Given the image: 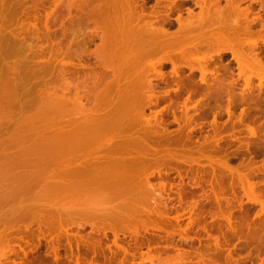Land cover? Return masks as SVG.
<instances>
[{"label":"bare ground","instance_id":"6f19581e","mask_svg":"<svg viewBox=\"0 0 264 264\" xmlns=\"http://www.w3.org/2000/svg\"><path fill=\"white\" fill-rule=\"evenodd\" d=\"M56 1L54 9L51 8L50 12L47 14L45 13L46 10L44 11V14L46 15L44 16L45 18L42 24L45 30H43V36L41 35L42 37L40 35L38 36L42 42L45 39V43L48 42H46V40H49L52 41L53 44L50 42L51 44L45 45V49L42 47L40 52H36V54L41 56H44L48 52L51 54H48L50 59L47 60L46 55L45 58L47 62L45 61V58L43 60V57H40L42 61L38 58L39 60L36 59L34 62H36L37 65L40 61L43 63L45 62L42 66V69H44L41 70L52 73L51 71L54 68L55 70L58 69L56 67L57 64L55 65L56 60H58L60 64L58 62L57 63L60 68L57 71H60V78L65 77L66 74H70L69 70L65 69L67 64L64 62V59L70 57L71 54L69 51L64 50L61 45L62 40L68 33L66 26L67 22L70 23L72 18L77 21H82L84 18L90 17V19H93L95 23L94 25L96 26L93 27L95 29V32L93 31V36L96 37L99 33L97 31L99 30L101 33H99L100 35H97V37L99 36L98 38H100L98 45H96L95 50L91 52L94 54L93 57H95V61L93 62L95 63L90 64L97 65L98 67L101 66L102 69L99 68L101 70H98V68L95 69L93 66L89 65L88 59L89 54L91 53H89L88 50L87 52H79L77 49L74 50L73 53L75 60L78 61L80 66L87 67L86 69H88L89 72H87L82 79L80 78V72H77L79 75H77L73 81H70L67 76L66 79L64 78L65 80L62 78L63 80H61V84L64 81L63 85H65L64 88H62L63 85L61 87L63 94L60 90L61 88H59L60 81L58 80L59 87H55L57 89L56 91H58V89L60 90L58 91L60 92V95L54 91L55 89L53 87H51V89L53 88V91L51 90L50 92L51 94L49 91H46V93H49L50 95L53 93V96L56 94V97L54 96L55 98L53 97L52 99L49 94L45 93L50 96V99H52V105L49 104V101L51 100L47 101L49 98L47 99L46 95L43 96L44 98L46 97L47 100H45L48 103L46 104L49 105H46V112L49 110H59L60 106H63L64 110L66 108V110L71 111V113L66 111L67 113H65V115L63 113V117L65 116L64 118L67 120V124L64 125L61 130L51 133L46 132L50 127L47 122L45 128L43 125L45 122H42V125L32 122L29 124H23L22 126L27 127L30 131H36V134L29 135L28 132L27 134L19 135V137L14 138L10 144L21 143L23 146H20L18 150L10 152L9 154L4 153L0 155V260L2 261V258H5V260L9 259L10 255H14L15 258L12 259V264H45L44 262H47L48 264H84L83 259H87L86 256L90 251L95 253V249L93 246L91 249L90 247L86 249L79 247V241L82 242V239H84L83 241L86 242L85 237L87 236H85V234L84 237L83 234L80 235L78 230L79 228H77V233H73V231H71L72 234L68 230V228H70L69 226L72 227V225H74V221L75 223H78L76 222V220H78L76 218V213L79 211V214H77L80 218H82L80 214L85 217V211L88 214L92 213V215L96 216L97 214L94 213L102 210L99 212L104 213L103 215L107 214L105 213L106 211L111 215L112 212H110V210H114V208H121L122 210H125L123 212L126 213L125 216L121 210L120 213H122L124 217L127 216L129 218L127 213H136V208H138L137 213L139 211V216L141 217L142 212L140 210L143 208L141 207L142 209L139 210L138 205L136 207L134 206L136 205L135 203L142 205L145 202L146 197H151V195L154 194L149 191L151 189L153 192H161L160 189H165L166 183H161L162 186L155 188V184L152 179L156 178L157 174L158 178L166 179L167 181L170 179L169 177L172 170H176L178 177L182 180L184 176L188 175V171L190 169H185L184 165L191 168L196 159H194L193 156L196 154L192 156V159L189 154L194 152L191 153L190 148L187 147L184 151V149L180 150L179 147L183 146L181 148H184L186 143L183 141V136H186L187 132H191L196 127H203L205 120H199V122H197L194 118L196 116L204 118L210 112L213 113L212 111H214L213 120H210L211 122L208 123L213 133L218 134L221 130L218 115L221 113V98L224 94L228 96V105L226 104V109H223L226 110L230 120H232V118L236 115L234 112L235 110H233V106L236 104L234 100L236 97L233 94H235L236 91L232 92L234 90H231V88L232 85L237 83L236 81L240 78V76L244 77L245 82V85L243 86L244 88L241 92L240 90L238 91L243 95L241 98L244 97L246 91L252 89L253 87V89H255L256 87L254 86L256 83L254 85L250 83L252 81L251 76H246V74L251 73L252 75L254 74L253 76L255 77H260L258 80L260 86L263 85L262 82L264 83V49L262 47V45H264V33H262L264 30V21L261 20L264 18H261L262 16L260 17L259 9L257 12L258 14H254V10H252L248 1L246 2V4H248L247 6H243V4H241L245 0H226V3L224 2L225 5L220 6L218 3V6L216 1L219 0H214L215 2L209 0V3L207 2L208 0H194L196 1L194 3L199 5L201 9L198 10L201 12V14H199V16H201L199 17L201 20L199 19L200 22L198 24H195L192 20L188 21L191 18L187 20L188 23L182 19L181 4L187 0H162L165 1L163 5L161 3L162 1L158 0L159 2H157V4L153 3L154 6H150L149 11H146V0H80V3L78 0H69V2L66 3L64 0ZM250 2L251 1H249V3ZM37 3L38 2L36 0L35 4L37 5ZM67 3L70 4L68 5ZM260 3H262L260 7L264 9V1L261 0ZM35 4L33 2V5ZM36 5L33 10L36 9ZM73 9L75 10V14L73 15L74 17H71ZM65 11L67 12L66 15ZM188 11L190 14H194L191 8H189ZM172 12H176V14H178L177 17H175L176 21L179 23L177 31H170V29L167 28L169 23H166L168 20H171L172 16L170 15ZM189 13L187 12V14ZM250 13L254 14V16L257 14V16L253 17L252 14V16H249ZM39 16H35V21L33 20L34 22L31 20L29 21L30 24L32 22V28H36L35 32H37V30L40 32L42 29L39 28V24L42 22L40 17L43 15ZM227 16H229V19L233 18L231 19L232 21L227 20ZM32 18L34 17L32 16ZM193 20L195 21L196 19ZM58 21H60L59 24L61 30L59 36L57 30L54 29V31L52 29V26ZM258 24L260 25V28H255ZM211 25H214L215 27L213 26V28ZM80 26L81 25L79 24V28ZM208 26H211V29L210 27L208 28ZM198 28L200 31L196 30ZM80 33H82L81 28ZM54 38L56 39L55 42L53 41ZM77 39L74 40L76 45L79 43L85 45L87 43L85 38H81L80 40ZM81 46L78 45L77 48H80ZM225 53H231L232 58L237 63L238 66L236 67L239 70L237 73L239 78L236 79L233 75V78L231 79V75L234 73L231 72V80H228L229 69L227 66H222L226 64H221V66H211V62L213 60L216 58L221 60ZM144 61H147L145 62L146 65L143 63ZM194 61L198 63V66L194 65L197 64L196 62L193 63ZM168 63L171 64L172 67L171 71L173 73V77H171L174 79V84H170L166 71L163 69L164 64ZM37 65L36 69L38 67ZM183 66L190 68V70H198L200 72L199 84L192 81L189 77L182 75L181 72ZM39 67L41 68V66ZM220 67L223 70L222 72L220 71ZM57 73L58 72H56V74ZM59 76L56 77L59 78ZM154 80H157L159 83H165L169 88L164 87L160 90L157 88V83H154ZM251 85H253V87H251ZM260 86H257V88L259 87L260 89ZM46 88H48V86ZM262 88L261 90H263ZM72 89L74 91V99L66 96L67 94L71 96L70 91ZM252 90L251 92L254 93ZM183 92L187 94V96L184 95L186 96L184 101L181 100L184 102V107H182L185 109H183L185 114H183L184 119L182 117L183 120H181V116L179 117V115H176L177 113H175V110H173V114L175 116H173V119H175L174 122L179 123L178 125L182 129H186L182 130L180 128V130L178 129L179 131L175 133L169 131L168 125H164L163 123V121H165L164 114L166 112L162 109L156 111L153 109V112L151 110L152 113H149V115L146 114V109L148 107L159 105L161 101H164V103L166 102L165 106H163L164 109H168V106L175 104L182 105L179 103V99ZM198 94H200L199 98L192 100V97ZM253 95L254 94L252 93L247 95V100L250 102L256 101L259 93L258 96L256 94L257 97ZM2 96L3 98L5 97L4 94ZM43 97L38 98L43 101ZM83 99H85V101H87L90 105L88 104V106H86L87 103L84 102ZM212 101L214 102L213 104L211 103ZM242 102L245 103L244 100ZM246 102L249 103L248 101ZM69 105L70 107L72 106V108H68ZM254 105L257 104L254 103ZM41 107L42 106H40V108ZM250 108L251 106L248 110H250ZM190 109H193L194 113L190 114ZM246 110L242 108L239 117H236L239 118L240 122H243L245 115L252 117L249 114V111ZM61 111L63 112V110ZM137 118L144 121V127H147L146 130L142 131L141 129L142 132H140L138 129H134L136 128V121H139V123L141 121L137 120ZM152 119L157 121L154 122ZM236 122L237 120L234 119L231 125L233 126ZM140 124L138 125L139 127ZM154 125H157L161 129H159L160 134H154L149 129L150 126ZM255 126L256 127H254L252 123L248 124V131L253 135L261 131L260 129L258 130L261 125L258 128V125ZM133 129L134 131H139V134L132 132ZM130 131L132 133H130ZM103 132H106V134ZM109 134L110 136L107 137L106 135ZM105 136L108 138L106 142L101 139H105ZM9 139L11 140V138ZM99 140H101V143H99ZM171 145H173V149H171L172 151L179 148L182 153H180V151H174L172 153L169 152L171 154L168 153V156L164 155L160 158L159 153L161 150L159 147L162 149V146L171 147ZM174 146L177 148H174ZM186 150H188V153ZM5 165H8L10 168L2 173ZM169 183L172 186V183ZM144 185V191L147 187L148 190H146V192L148 193L149 191L148 194L151 192V195L143 193L145 198L141 200V198L139 199L136 195L143 191L142 186ZM178 186V199L181 204L185 201V203H187L190 198L195 196V193L193 194L192 192H187L184 185ZM39 187V192L37 191L35 195L34 190ZM32 191L34 193H31V195L30 192ZM42 191H47V193H42ZM50 191H52L53 194L54 192H56V194L58 193L57 196H52V192ZM62 191L68 192L65 193L66 197H64L65 194ZM39 193L42 195L47 194L48 196H46L49 200L44 195H40L38 197L37 195ZM60 193L62 194L61 196L63 200L64 198L65 200L68 199L67 195L70 199L73 194L77 196V193H79V196L82 195L80 198L83 199L89 194V197L85 198V200H87H84V202H81L82 199L80 201L77 196L78 201L81 202L79 205L74 203L77 198L75 196L73 198L71 197V199H73V202L70 200L72 202L71 204L75 206H84L85 203L88 204V201H92L96 202V204L99 203V207L96 205L95 208V204L92 205L91 202H89L92 206H89L88 209L87 206L89 204H85L86 208H84V214L83 210H80V207L78 208V211L75 209H72L73 211L66 210V214L64 210L70 209V207H65L63 211L61 210V212L65 213L67 216L69 215L68 217L73 216V218H76L73 222H71V220H73L72 218L70 222L66 219L63 220L64 222L67 221L65 224L62 219L66 218V216L64 215L65 217H62L63 213H59L60 211L57 209L58 206H60L59 203L62 201ZM82 193L86 195L83 197ZM93 193H95L96 197H94ZM102 193L104 196L107 194L105 199H108L109 197L111 202L113 200L114 202L116 201L114 205L117 204L118 208L113 206V209H111L112 207L109 206V210L108 206L107 208L106 206L100 207V205L103 204L100 203V201L103 200L102 197H104ZM97 195L99 198L101 197L99 199L100 201L97 200ZM128 195H131L132 198L136 197V202L134 201V203H131L129 198L128 200L123 199L121 203L120 199L123 196L126 198ZM154 195L151 197L153 200L156 197ZM29 196H31V198L34 196L33 198L37 201L38 198L46 199H40L39 204L38 202H34L33 198L31 200ZM119 196H121V198ZM140 196L142 195L140 194ZM55 197H57L58 200L55 201ZM110 197L113 199L111 200ZM115 197L118 198L116 199L119 202L114 199ZM151 198L148 199L152 202ZM105 199L103 201L104 203ZM26 200L29 201V206L31 205V208H29ZM30 200L36 207L33 205L32 208ZM45 200H48L50 205L52 204L55 208L50 205L48 206V203H46ZM24 201L27 203L25 204ZM53 201H55V205ZM70 201L66 200L63 201V203L68 202L70 204ZM123 201H126V203ZM150 201L147 202L151 204ZM106 203L111 204L110 202L108 203V201ZM36 204H39V207H37ZM43 204H47V206H42L44 209H47V207H52L53 209L49 208L43 212L40 207V205ZM119 204L124 205L119 208ZM65 205L68 204H64V206ZM60 207L63 209L62 205ZM91 207H94V210ZM37 208H40L41 210L38 209V212L34 211ZM99 212H97L99 214L98 216L102 217V213ZM116 212L117 214L119 212L118 210H115V215L117 217L118 215L122 217L120 213L117 215ZM136 214L135 216L137 217ZM113 215L114 213L111 216ZM115 215L114 218H116ZM111 216L108 215L107 217L111 218ZM132 216L131 219L134 218L137 221L140 219L135 218L134 214ZM32 217H34V220ZM35 217L38 218V220ZM88 217L89 219L91 218V216ZM121 217L118 218L121 219ZM93 218L95 222L97 216L96 218ZM118 218H116V220ZM30 219L33 221L30 222ZM134 219H132L131 222H135ZM25 220H29L27 222L30 224L37 221L39 224V234L35 233V231L31 228L32 226L27 224ZM116 220L114 223L118 221L119 223H117L121 224L122 220ZM126 220L128 219L124 220L123 218L125 223L130 219L128 221ZM80 221L81 220L79 219V222ZM84 221L83 224L86 223V221ZM200 221L201 218L198 219V222ZM25 225L28 226L26 227ZM63 225H67L68 228ZM24 226L25 228H23ZM42 226H44L47 230H44ZM37 227L38 225H36V228ZM60 229L62 230V233L65 234V238L69 244L70 253L69 255L66 253L68 258L64 257L66 254L62 256L60 252L61 245L59 244H61L60 242L62 241L63 236L62 234L57 233ZM98 232H100V229H98ZM113 232H115V230ZM116 235H118L117 232H115V236ZM41 236H44L45 239L50 236V239L47 241L49 243L48 249L53 252L52 262H49L46 258H42L39 254L38 248ZM77 236L79 238L81 237V240H78ZM88 239H90L89 234ZM74 241L76 242V251L73 246ZM93 241L96 240L93 238ZM88 242L90 243V240ZM151 257L152 255L150 256L149 261L152 263L151 260L153 257ZM16 259L18 262H16ZM94 259L96 260V257ZM1 261L0 264H7V260L6 262L2 261L3 263ZM90 261H92V258ZM96 264H99V262Z\"/></svg>","mask_w":264,"mask_h":264},{"label":"rangeland","instance_id":"374dc122","mask_svg":"<svg viewBox=\"0 0 264 264\" xmlns=\"http://www.w3.org/2000/svg\"><path fill=\"white\" fill-rule=\"evenodd\" d=\"M32 1L33 0H0V155L4 153L9 154L10 152H14L18 150L20 146H23V144L21 143L10 144V142L14 138L19 137V135L27 134L28 132H29L28 133L29 135L36 134L35 133L36 131H30L27 127L22 126L23 124H29L32 122V123H37L38 125H42V122L43 123L45 122V124H43L45 128V125L47 122V124H49L50 127L48 128V131L46 132H50V133L61 130L63 126L67 124V120L64 118L65 116L63 117V113L65 115V113H67L66 111H69L70 113L71 111L66 110V108L64 110V107L60 106L59 108L63 110V112L60 109L59 110L54 109L55 111L49 110L46 112V109H47L46 105L48 104L46 100L50 96L53 99V97L56 95L54 94L53 96V93L52 95H50L51 94L50 92L53 88L55 89L54 91L57 94L59 93L60 95V92H58L60 90L63 94L62 88H64L65 85H63L64 81L61 84V80H63L64 78L66 79V76L68 77L70 81H73V79H75V77L79 75L77 72H80L81 79L87 72H89V70L86 69L87 67L80 66L78 64V61L75 60V56L73 52L74 50L77 49V51L79 52L80 51L87 52L88 50V52L91 53L93 50H95V46L98 45V42L100 40V38H98L99 36L97 37V35L101 34L100 30L97 31L100 34L99 33L97 34L96 32L97 34L96 37L93 36V33L95 32V29L93 27H96L94 25L95 23L93 19H90V17H88V18H84L82 21H77L76 19L74 20L72 18L70 23L67 22L66 26L68 29L67 30L68 33L66 34L65 38L62 40V43H61L62 48L64 50L69 51L71 54L70 57H67L64 59V62L67 64V66L66 67L64 66V67L65 69L69 70L70 74H66L65 77L61 76L63 79L60 78L59 76L60 71H57L60 68L59 66L60 62L58 60H56L55 62V65L57 64L56 65V67L58 68L57 70H55L54 68L53 69L54 71L53 70L51 71L52 73L42 71L44 69V68L42 69V66L44 65L45 62L44 63L41 62L42 61L41 58L43 57V60H44L45 56L47 55L46 57L48 60L50 59V57H48V54L49 55L51 54L47 52L44 56H41L39 54H36V52L37 53L40 52L42 50L41 49L42 47L43 49H45L46 48L45 45L51 44L52 41L46 40V42L48 41L49 43L48 42L45 43L44 42L45 39L43 38L44 39V40L42 39L44 42L43 44V42L38 38V36L39 35L43 36V30H45L42 24L44 22V18H45L44 16L48 12H50L51 8L54 9L56 5L55 4L56 0H39V1L37 0L38 2L37 5L35 4L36 0L33 1L34 4L36 5V9H35L36 11L33 10L35 5H33ZM64 1L65 3L69 2V0L67 1L64 0ZM78 1L80 3V0ZM225 1L226 0H219L216 3L218 6L219 4L220 6L221 5L223 6L226 3ZM39 2H43V3H39ZM207 2L209 3L210 1L208 0ZM67 4L69 5L70 3H67ZM241 4L244 5L245 2H242ZM48 5L50 6V8ZM46 6L48 7V9ZM149 9L150 8L147 7L146 11H149ZM199 9L200 8L198 7L192 9L193 13L195 14L194 15L192 13L191 14L189 13L188 11L189 9L187 10L189 14H187V12H185L186 10L184 8H181L183 21L187 22V20L191 18L188 21L192 20V22H194L195 24L196 23L198 24L201 20L199 18L201 17L199 16V14H201V12L198 11ZM45 10H46L45 12L46 14H44ZM176 12H172L170 16L177 17L178 14H176ZM66 13L67 12L65 11V15ZM39 14L40 16L41 15L43 16L40 17ZM74 14H75V10L73 9L71 17H74L73 16ZM251 14L252 13H250L249 16H252V15L254 16V14L252 15ZM32 16L34 18H32ZM35 16H39L42 20V22L40 23L41 25L39 24V28L40 29L42 28L41 29L42 32L41 31L38 32L37 30L38 32L37 33L35 32L36 28L34 29L32 28L33 27L32 22L35 21ZM226 18L229 21H232L231 19H233V18L229 19V16H227ZM193 19H196V20L194 21ZM30 20L32 21L31 24L29 23ZM59 23L60 21H58L55 25H53L52 26L53 28L51 27L53 30L54 29L57 30L58 36L61 31ZM79 24L81 25L80 28H81L82 33H80ZM166 24H168L167 28L170 29V31L171 30L177 31V28H179V25H178L179 23L176 21V18L171 19L170 21L168 20ZM211 26H208V28L210 27L211 29ZM255 28H260V27L259 25H256ZM196 30L200 31L199 28ZM195 32H198V31H195ZM262 33H264V30L262 31ZM81 38H85L87 43L85 44L86 46L84 44L79 43L78 45L79 46L82 45L83 48L81 46L80 47L82 49L81 50L78 47L79 48L78 50L77 48L78 45H76L74 40L76 39L80 40ZM40 41L43 45L40 43ZM53 41L55 42L56 39L54 38ZM84 46L85 48L86 47L87 48L85 49ZM262 47L264 49V45H262ZM93 56L94 54L92 53L89 54V59H88L89 65H91L90 63L92 64L95 63L93 62L95 61L94 60L95 57ZM231 56H232L231 53H225L221 59L222 61L219 58H216L215 60L211 62L212 67L218 66V65L221 66V64H226L222 66H227V68L229 69L228 70L229 72L228 80L230 79L231 76H232L231 77L232 79L233 75H234V78L236 79L239 78V75L237 74L239 70L236 67L238 65L236 62L234 63V59H231ZM38 58L41 60L39 62L40 65L38 62H37L38 65L36 64V62H34ZM45 61H46V58H45ZM145 62L147 61H144L143 63ZM195 62L196 61H194L193 63ZM36 65L38 66L37 69H36ZM194 65L198 66V63ZM39 66H41V68ZM91 66H93V68L95 69L98 68V70L102 69L101 66L99 67L97 65H91ZM171 68H172L171 64L169 63L164 64L163 66V69L166 71V75L168 79L170 80V84L171 83L174 84L173 83L174 79L172 78L173 73L171 71L172 70ZM220 71L221 72L223 71L222 68L220 69ZM56 72H58L59 74L58 73L56 74ZM231 72H234V73L231 75ZM181 73L182 75L189 77L192 81L196 82L197 84L200 83V80H199L200 72L198 70H190V68L183 66ZM249 75L251 76V79H252L250 83H252L253 85L256 83L254 85L256 87L255 89H253L254 87L253 85H251V87H253L252 88L253 90L250 89L246 91L243 98H241V96L243 95L239 93L238 91L240 90L241 92V90L244 88L243 87L245 85L244 77L240 76V78L236 81L237 83L232 85L231 90H234L232 92L236 91V93L233 94L236 97L234 99L236 104L234 103L235 105L233 106L234 107L233 110H235L234 112L236 115L235 117L232 118V120H230L229 116L226 113V110H224L226 109V106L228 105V100H227L228 96L225 94L222 96L221 98L222 108H221V113H220L221 115L220 114L218 115V121L220 122L221 130L218 134H214L211 127L209 126V123L211 122L210 120H213L214 111H212L213 113L210 112L204 118L196 116L194 119L197 122H199V120L200 121L205 120L203 127L202 128L196 127L191 132H187L186 136H183V141L186 144L184 145V148H181L183 146H180V147L178 146L180 150L184 149L185 151L187 147L190 148L191 153L194 152L192 154H189L191 155V158L193 155L196 154L195 155L196 157L193 156L194 159L195 158L196 159L195 161L193 160L194 163L191 168L184 165L185 169H190L188 171L189 176L188 175L184 176L182 180L180 177H178L177 171L172 170L170 173V177H169L170 179L169 181H167L166 179L158 178V174H157L156 178L152 179V181L155 184V188L162 186L161 183H166V184H165V189H160L161 192H157V191L153 192L152 189L149 190L155 194V195L153 194L154 196H156L154 200L153 198H151L153 196L151 195V192L150 194H148L149 191L148 193L146 192V190H148L147 187H146V190L144 191L143 187H145V185L142 186L143 191L139 192L138 195L136 196L139 197V199L141 198V200L145 198L143 193L151 195V197L150 196L146 197L145 202L142 205L135 203L136 205L134 206L136 207L138 205L139 210L143 208L142 210H140L142 212V213L140 212L141 217L139 216V211L137 213L138 208H136V211H135L137 214L134 212H129L127 213V215H129V218L127 216L124 217L126 212L124 213L123 211L125 210H122L120 208V206L122 207L124 204H119L120 209L114 208V210H110L109 208L112 207L111 209H113V206L118 208L117 204L114 205L116 201L114 202L113 200L112 201L113 203H112L109 197H108L109 200L105 199L107 194H105L104 196V194L102 193L104 196L102 197L103 198L102 201L99 200L101 197L99 198V196L97 195L98 196L97 200H99L100 203H103L102 204L103 206L100 205V207L106 206L107 208L108 206V209L110 210V212H112V214L114 213V215H115V210H118L119 213L121 210L124 216L122 215V213L120 214L122 215L124 220L130 219L129 220L130 222L126 220L129 223L128 222L125 223L123 221V218L120 215H118L119 213L117 214L116 212L118 217L119 218L121 217V219H119L115 215L116 218H118L117 220H122L121 224H118L119 222L116 220V218H114V215L111 216L112 214L110 215V213H108L107 211L105 212L107 214L103 215L104 213L99 212L102 210H99L97 212L102 213L103 218L101 216H98L99 214L97 212L94 213V214H97L96 215L98 218L97 219L96 216L92 215V213L90 212H89L90 214H88L85 211V214H84V208H86L85 206L86 203L84 204V206L82 205L83 203L81 204L82 206H78L81 202H84L85 198L89 197V194L88 195L85 194L87 197L82 199L80 198L82 197V195L79 196V193H77L79 200L81 201L82 199L81 202L78 201L77 196L73 194V196L71 197L73 198L75 196L77 198V199L75 198L76 202L74 203L78 205L75 206L71 204L73 202V199H71V197L69 199L68 195H67L68 199L66 200L67 201L71 200L72 202L70 201V204L68 202L63 203V201H66V200L65 198L64 200L62 199L61 193L62 192L64 194L68 193L67 191L65 192L62 191L60 193L62 201L59 204L60 206L62 205L63 209L60 206H58L57 209L60 211V212L58 211L59 213L62 214L63 212H61V210L63 211L65 207L66 208L70 207V209H65L64 210L65 212L66 210L71 211L72 209L73 210L75 209L78 211L79 210L78 208L80 207V210H83V214L85 215L84 217L82 216V214H80V216L83 219L80 218L78 215L79 214V211H78L77 212L78 214L76 213L77 216L75 215L78 220H76L75 217L73 218V216L68 217L69 215L68 216L66 215L67 212L66 214L63 213L62 214L63 216L61 215L62 217L66 216V218L62 219V221L66 219L67 221L70 222L72 218L73 220H71V222H73L74 220L78 222V223H75L74 221L73 222L74 225H72L71 223L72 227L69 226L70 228H68L67 225H63L65 227L67 226L66 228H68L70 233L71 231L75 233L77 231V228H79L78 230H79L80 235L83 234V237H84V234L85 236L87 235L85 237L86 242L83 241L84 239H82V242L79 241V244H80L79 247L80 248L82 247V249H86L90 247L91 249L93 246V248L95 249V253L90 251L88 255L86 256L87 259L86 258L83 259L84 264H89V263L96 264L98 262L99 264H133V263L134 264H152V263L153 264H264V203H263L264 202V83L262 82L263 85L260 86L259 85L260 83L258 81L260 77H257V76L255 77L253 76L254 74L252 75L251 73L246 74V76H249ZM56 76H59L60 79ZM5 80L9 82H6ZM58 80L60 81V87H59ZM155 82L157 83V88H159L160 90L164 87L165 88L168 87L165 83H162V82L159 83L157 80H154V83ZM47 86L48 88H46ZM55 86L56 87L58 86L59 88L62 87V88L56 91L57 89ZM257 86H260V89L259 87L257 88ZM51 87L53 88L51 89ZM261 88L263 90H261ZM251 90L254 91V93L251 92ZM46 91H49L50 94L46 93ZM71 91H70L71 96L67 93H66L67 95L66 94L65 95L71 97V99L72 98L74 99L75 96H73L74 95L73 89ZM45 93L49 94L50 96L46 95ZM248 93L254 94L253 96H256V94L258 96V93H259L260 97L258 96L259 97L258 98L256 96L257 97L256 101L250 102L249 100H247L248 98H246L248 97L247 95H249ZM3 94L5 95L4 98L2 96ZM44 95L47 96V99L46 97L45 98L43 97ZM184 95L187 96V94L183 92L179 99V103H181L182 105L178 104L179 105L178 106L175 104L176 106L175 105L168 106L167 107L168 109L165 108L166 109L165 110L163 106H165L166 102L164 103V101H161L159 105L148 107L146 109V114L149 115V113H152L153 109L154 111L162 109L164 112L167 113V114L163 113L165 115V121H163L164 125H168L169 131L173 133L178 132L181 127L178 125L179 124L178 122H174L175 119L173 118L175 116L173 114V110H175V113H177L176 115H179V117L181 116V120L184 119L185 109L182 108L184 107L183 101L186 97ZM199 95L200 94L193 96L192 100L193 99L196 100L197 98H199ZM38 97L39 98L43 97L42 98L43 101L41 99L39 100ZM52 99L49 98L47 100V101L51 100L49 101L50 102L49 104L51 105H52ZM243 100L245 103L242 102ZM245 100L248 101L249 103H247ZM83 101L86 102L87 103L86 106H88L89 103L85 101V99H83ZM211 103L213 104L214 102L212 101ZM254 103L257 105H254ZM252 105L254 109L256 108L255 110L252 108ZM40 106L42 107L40 108ZM250 106L251 108L250 110H248ZM69 107L70 105L68 106V108ZM70 108H72V106ZM242 108L244 110L247 109L246 111H249V114L252 117L245 115L243 122H240L239 118H236V117H239L240 112L242 111ZM192 113H194V111L193 109H190V114ZM234 119L237 120V122L236 124L232 126L231 124H232V121H234ZM137 120H141L140 123L142 124V126L139 123V121H136L137 124H136V128L134 129H138L140 132H142L143 130H146L147 127H144L145 126L144 121L140 118H137ZM153 120L154 122L157 121L155 119H152V121ZM138 123L140 124V127L138 126L139 125ZM249 123H252L254 127H256L255 125H258L257 128L261 125L258 128V130L259 129L261 130L259 132L260 134L259 133H256L254 135L251 134L248 131ZM134 129L132 130V132L139 134V131L137 130L134 131ZM149 129L154 134H158V133L160 134L159 131L161 129L157 125L150 126ZM184 129L186 128H183L182 130ZM132 132L130 131V133ZM103 133L106 134V132H103ZM106 136L109 137L110 134ZM107 137L105 139L104 138H101V139L105 140L106 142V140L108 139ZM9 138H11V140ZM103 140L102 142L105 144ZM99 141H100L99 143H101V140ZM172 147L173 145H171V147L162 146V149L161 147H159L161 150L159 153L160 158H162L164 155L168 156L169 152L172 153L174 151L176 152L180 151L179 148L177 150L175 149L172 151L171 150L173 149ZM174 148H177V147L174 146ZM188 150H186V152ZM180 153H182V151H180ZM8 168L10 167L8 165H5L2 173H4L5 170H7ZM169 182L172 183V186L170 185ZM178 185H184L185 190L187 192H192L193 194L195 193V196L193 198H190L187 201V203H185L186 201L185 202L182 201L183 203L181 204L178 199V190H177V187H179ZM40 187L34 190L35 193L32 191L30 192V194L34 193L36 195V192L40 189ZM44 192L47 193V191H44ZM44 192L42 191V193ZM51 194L52 196H57L58 193L56 194V192H54L53 194L52 192ZM82 194L84 197L85 196L84 193ZM140 194L142 196H140ZM40 195L46 196L47 194L42 195L39 193L37 196L39 197ZM93 195L94 197H96L95 193H93ZM34 196H32V198ZM47 196L46 198L48 199ZM29 197L32 200L31 196ZM64 197H66V194L64 195ZM119 197L121 198V196ZM127 197L124 198L123 196L120 199V202L122 203L123 199L128 200L130 198L129 201H131V203H134L136 197L132 198L131 195H128ZM110 198L111 200L113 199L112 197ZM116 198L117 197H115L114 199ZM148 198H151L152 202ZM40 199H43V198H38V201L35 200V198H33L34 202H38V203ZM104 199H105V203L108 201V203L110 202L111 204H107V203L105 204L103 202ZM31 200H30V204H32V208H33L34 203H32ZM54 200L55 201L58 200L57 197H55ZM146 200L150 201L151 204H149ZM26 201H24V203L26 204L28 202V206H29V201L27 202ZM47 201L46 203H48V206H49L50 203L49 201L48 202ZM55 201H53L54 205H55ZM129 201L128 203L130 204ZM89 202H91L92 205L95 204V208H96V205L99 207V203L96 204V202H92V201H88L87 203L89 204ZM117 202L119 201L117 200ZM123 202L126 203V201H123ZM39 204L38 205L36 204L37 207H39ZM64 204H68V205L64 206ZM72 205H73V208H72ZM92 205L89 204L87 208ZM42 206H47V204L40 205L42 210L40 208H37L36 210H34L35 209L34 208L32 210L38 212V209H40L41 211L44 212L47 209L54 207L52 206V204L50 205L52 207H47V209H44V207ZM34 207L36 206L34 205ZM145 207L148 210H146ZM29 208H31V205L29 206ZM91 208L93 209L94 207H91ZM146 211H149V212H146ZM133 214L135 218L137 219L140 218V219H138L137 221L136 219L132 218L134 219L135 222H131L132 220L131 216ZM135 214L137 215V217L135 216ZM108 215L111 216V218L107 217ZM88 216H91V218L89 219ZM93 217L96 218L95 222H94ZM33 218L34 217H32V219ZM199 218H201L200 222H198ZM36 219L38 220V218ZM79 219L81 220L80 222H79ZM33 220L30 219V222H32ZM84 220L86 221V223L83 224ZM87 220L89 221V223ZM115 220L118 223L117 222L114 223ZM25 221L27 222L29 220H25ZM67 221L65 222L67 223ZM90 222H91V225H90ZM27 224H30V223L27 222ZM36 225H38L37 228H36ZM25 226L23 228H25ZM30 226H32L31 228L35 231V233L39 234L38 232L39 224L37 221L36 222L34 221V223L30 224ZM42 227L44 230L46 229L44 226ZM98 229H100V232H98ZM114 230L115 232H117L118 235L115 236V232H113ZM58 231L59 232L61 231L60 233L57 232L58 234L63 235L62 241L60 242L61 244H59L61 245L60 252L62 256H64L66 253L69 255L70 253L69 244L65 238V234L62 233L61 229ZM89 231H91L92 233ZM93 231H94V234H93ZM88 234H89L90 239H88ZM92 236L94 240L96 241H93ZM49 237L50 236H48L45 239L44 236H41L38 250L42 258H46L49 262H52L53 252L52 250L48 249L49 243L47 241L50 239ZM77 238L78 240L79 239L81 240V237L79 238L77 236ZM87 240L88 241L90 240V243ZM75 245H76V242L74 241L73 246L75 247V251H76ZM67 254L64 257L68 258ZM151 255L153 257V259L151 260L152 263L149 261L150 260L149 258ZM95 257H96V260L94 259ZM14 258H15L14 255H10V258H9L10 260L6 259L7 260L6 262L5 258L4 259L2 258V261L6 262L7 264H12L13 263L12 259ZM91 258H92V261H90ZM16 262H18L17 259H16ZM44 263L48 264L47 262H44Z\"/></svg>","mask_w":264,"mask_h":264},{"label":"flooded vegetation","instance_id":"af4514ba","mask_svg":"<svg viewBox=\"0 0 264 264\" xmlns=\"http://www.w3.org/2000/svg\"><path fill=\"white\" fill-rule=\"evenodd\" d=\"M160 1V0H159ZM158 0H156V2H155V0H146V3H147V7H149L150 8V6L152 7V6H154L153 5V3H156L157 4V2H159ZM162 1V0H161ZM210 1H212V2H215L214 0H210ZM248 1V4H250L251 5V8H252V10H254L253 12H254V14L255 13H257L258 12V9H259V14H260V17L261 18H264L263 16H264V9H262V7H260V5L262 4V3H260L261 2V0H245V1H243V2H245V6H247L248 4H246V2ZM249 1H251L250 3H249ZM262 1H264V0H262ZM165 1H162L161 3H162V5H163V3H164ZM194 2H196V1H194V0H187V1H184V2H182V4H181V8H184L185 10H188L189 8H191V9H194V8H200L199 7V5H197L196 3H194ZM200 2H202V1H200ZM217 2V1H216ZM257 3V4H256ZM155 4V5H156ZM196 4V5H195ZM243 5V6H244ZM257 10V11H256ZM263 11V12H262ZM185 12H187V11H185ZM252 12V13H253ZM261 12V13H260ZM258 14V13H257ZM257 14L255 15V16H257ZM255 16H253V17H255ZM260 18V19H261ZM171 19H175V17H172ZM262 21H264V19H261ZM261 24V23H260ZM259 25V24H258ZM259 27H260V25H259ZM231 59H233L232 58V56H231ZM227 63V62H226ZM234 63H235V60H234Z\"/></svg>","mask_w":264,"mask_h":264}]
</instances>
